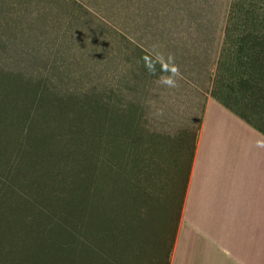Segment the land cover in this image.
Here are the masks:
<instances>
[{
    "label": "rangeland",
    "instance_id": "rangeland-1",
    "mask_svg": "<svg viewBox=\"0 0 264 264\" xmlns=\"http://www.w3.org/2000/svg\"><path fill=\"white\" fill-rule=\"evenodd\" d=\"M172 1L0 0V264H168L198 129L145 112L134 42Z\"/></svg>",
    "mask_w": 264,
    "mask_h": 264
},
{
    "label": "crops",
    "instance_id": "crops-1",
    "mask_svg": "<svg viewBox=\"0 0 264 264\" xmlns=\"http://www.w3.org/2000/svg\"><path fill=\"white\" fill-rule=\"evenodd\" d=\"M186 1L171 3L182 30L134 42L145 112L187 136L198 129L168 264H264V133L226 104L241 63L263 62L264 0H247L239 29L237 0Z\"/></svg>",
    "mask_w": 264,
    "mask_h": 264
},
{
    "label": "trees",
    "instance_id": "trees-1",
    "mask_svg": "<svg viewBox=\"0 0 264 264\" xmlns=\"http://www.w3.org/2000/svg\"><path fill=\"white\" fill-rule=\"evenodd\" d=\"M239 51H242L241 46ZM258 61L252 60L249 56L246 62L241 63L244 68L238 72L237 80L233 82L237 98L233 104H226L249 124L264 133V59L262 63Z\"/></svg>",
    "mask_w": 264,
    "mask_h": 264
}]
</instances>
